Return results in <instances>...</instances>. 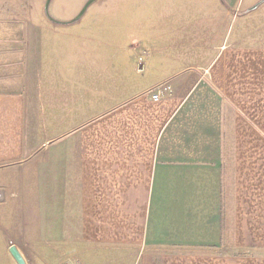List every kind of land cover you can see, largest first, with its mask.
Instances as JSON below:
<instances>
[{
  "label": "crops",
  "instance_id": "obj_1",
  "mask_svg": "<svg viewBox=\"0 0 264 264\" xmlns=\"http://www.w3.org/2000/svg\"><path fill=\"white\" fill-rule=\"evenodd\" d=\"M208 1L0 6V264H264L262 3Z\"/></svg>",
  "mask_w": 264,
  "mask_h": 264
},
{
  "label": "rangeland",
  "instance_id": "obj_2",
  "mask_svg": "<svg viewBox=\"0 0 264 264\" xmlns=\"http://www.w3.org/2000/svg\"><path fill=\"white\" fill-rule=\"evenodd\" d=\"M88 0H51L48 6V12L50 14L55 15H71L67 18V20H62L57 22H64L69 24H74L79 22V19L74 21L73 19L80 12L82 7ZM191 1V0H190ZM46 0H0V6H5L8 10L15 11L18 6L24 8L28 6L32 7H40L43 9ZM185 2H189V0L183 1H172V0H94L88 7L87 10L91 11L85 19L98 13L97 11L103 9H115L119 11H144L150 9H161L165 6H173L178 3V7H181ZM212 1H208V5H212ZM259 3L253 12L249 13V17L244 21V34H254L253 36H257V38H264V0H260ZM21 8V9H22ZM51 16V15H50ZM47 17V16H46ZM52 17V16H51ZM53 18V17H52ZM54 19V18H53ZM254 27V30L252 29ZM255 32V33H253ZM262 38V39H263ZM264 41V39H263ZM39 264H57L53 261H50L47 256L40 257Z\"/></svg>",
  "mask_w": 264,
  "mask_h": 264
},
{
  "label": "water",
  "instance_id": "obj_3",
  "mask_svg": "<svg viewBox=\"0 0 264 264\" xmlns=\"http://www.w3.org/2000/svg\"><path fill=\"white\" fill-rule=\"evenodd\" d=\"M93 1H94V0H88V1L85 3V5L82 7V9L80 10V12L76 15V17H75L73 20L76 21L77 19H79V18L81 17V15L85 12V10L87 9V7H88ZM49 2H50V0H46L45 5H44V12H45V15H46L51 21L54 22L55 20H53V19L50 17L49 13H48ZM257 5H258V3H256V4L252 7V9L255 8ZM55 22H57V21H55Z\"/></svg>",
  "mask_w": 264,
  "mask_h": 264
},
{
  "label": "built area",
  "instance_id": "obj_4",
  "mask_svg": "<svg viewBox=\"0 0 264 264\" xmlns=\"http://www.w3.org/2000/svg\"><path fill=\"white\" fill-rule=\"evenodd\" d=\"M160 97H161V93L160 92H155V93L150 94V98L152 100H155V101L160 99ZM58 264H80V263L75 261V262H72V263L65 262V263H58Z\"/></svg>",
  "mask_w": 264,
  "mask_h": 264
}]
</instances>
